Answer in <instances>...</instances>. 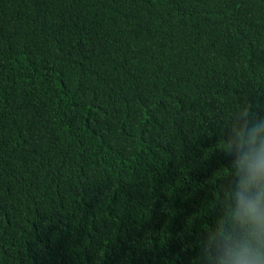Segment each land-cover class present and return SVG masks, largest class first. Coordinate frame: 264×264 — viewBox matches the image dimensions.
<instances>
[{"label":"trees","instance_id":"1","mask_svg":"<svg viewBox=\"0 0 264 264\" xmlns=\"http://www.w3.org/2000/svg\"><path fill=\"white\" fill-rule=\"evenodd\" d=\"M257 116L264 0H0V264H202Z\"/></svg>","mask_w":264,"mask_h":264},{"label":"clouds","instance_id":"2","mask_svg":"<svg viewBox=\"0 0 264 264\" xmlns=\"http://www.w3.org/2000/svg\"><path fill=\"white\" fill-rule=\"evenodd\" d=\"M227 147L225 220L202 246V264H264V116L234 128Z\"/></svg>","mask_w":264,"mask_h":264}]
</instances>
